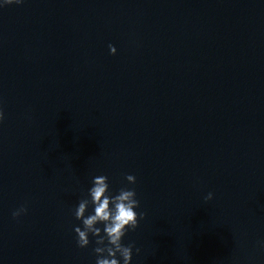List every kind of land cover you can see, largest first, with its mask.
<instances>
[{"label":"clouds","instance_id":"1","mask_svg":"<svg viewBox=\"0 0 264 264\" xmlns=\"http://www.w3.org/2000/svg\"><path fill=\"white\" fill-rule=\"evenodd\" d=\"M24 3V0H3L0 7L7 5ZM110 53L115 54L116 48L109 45ZM5 119L4 111L0 108V123ZM125 180L129 185H135L136 177L126 174ZM135 188L122 187L119 192L112 195L109 190L108 177L106 175L94 176L92 187L88 189V194L82 198L74 210V216L81 221L82 226L74 227L76 233V244L79 248H87L90 244L89 236L95 237L96 254L95 264H131L134 242L125 245L122 243L128 231H135L139 226V221L146 216L145 212L137 213L140 202L136 198ZM213 199V193L209 192L205 197V202ZM89 206L92 213L86 215ZM28 211L26 206H20L12 212L14 219L19 218ZM103 225V229L97 225ZM136 253L141 252L140 248H135Z\"/></svg>","mask_w":264,"mask_h":264}]
</instances>
